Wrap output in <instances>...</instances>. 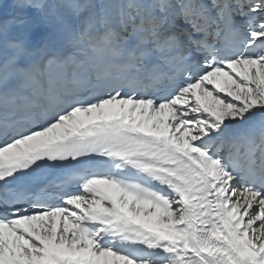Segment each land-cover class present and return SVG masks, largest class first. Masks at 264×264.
Listing matches in <instances>:
<instances>
[{
    "label": "snow or ice",
    "instance_id": "1",
    "mask_svg": "<svg viewBox=\"0 0 264 264\" xmlns=\"http://www.w3.org/2000/svg\"><path fill=\"white\" fill-rule=\"evenodd\" d=\"M0 264H264V0H0Z\"/></svg>",
    "mask_w": 264,
    "mask_h": 264
},
{
    "label": "rangeland",
    "instance_id": "2",
    "mask_svg": "<svg viewBox=\"0 0 264 264\" xmlns=\"http://www.w3.org/2000/svg\"><path fill=\"white\" fill-rule=\"evenodd\" d=\"M6 2H8V1L6 0Z\"/></svg>",
    "mask_w": 264,
    "mask_h": 264
}]
</instances>
